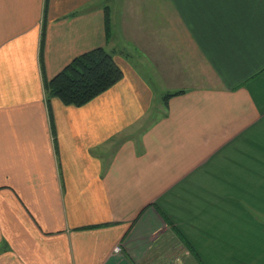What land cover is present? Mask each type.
<instances>
[{"label": "crops", "instance_id": "0c3cea01", "mask_svg": "<svg viewBox=\"0 0 264 264\" xmlns=\"http://www.w3.org/2000/svg\"><path fill=\"white\" fill-rule=\"evenodd\" d=\"M0 264H264V0H0Z\"/></svg>", "mask_w": 264, "mask_h": 264}, {"label": "trees", "instance_id": "16d2710c", "mask_svg": "<svg viewBox=\"0 0 264 264\" xmlns=\"http://www.w3.org/2000/svg\"><path fill=\"white\" fill-rule=\"evenodd\" d=\"M111 13L105 7L106 37L111 36ZM123 69L114 58L112 51L105 46L93 47L74 56L63 69L46 81L49 95L59 97L66 104L83 105L109 89L123 77ZM184 89L168 91L167 99Z\"/></svg>", "mask_w": 264, "mask_h": 264}, {"label": "built area", "instance_id": "2783aa9c", "mask_svg": "<svg viewBox=\"0 0 264 264\" xmlns=\"http://www.w3.org/2000/svg\"><path fill=\"white\" fill-rule=\"evenodd\" d=\"M120 249V246H115V250L118 251Z\"/></svg>", "mask_w": 264, "mask_h": 264}]
</instances>
